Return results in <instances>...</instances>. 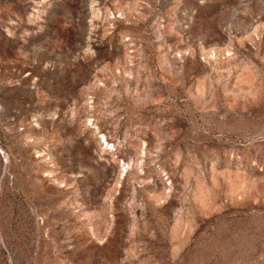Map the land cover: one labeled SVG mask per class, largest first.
I'll return each mask as SVG.
<instances>
[{
	"label": "rangeland",
	"instance_id": "1",
	"mask_svg": "<svg viewBox=\"0 0 264 264\" xmlns=\"http://www.w3.org/2000/svg\"><path fill=\"white\" fill-rule=\"evenodd\" d=\"M0 264H264V0H0Z\"/></svg>",
	"mask_w": 264,
	"mask_h": 264
}]
</instances>
